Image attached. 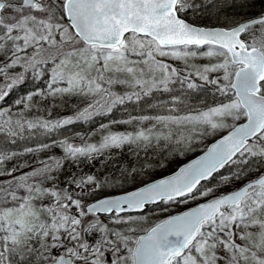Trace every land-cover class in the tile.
Instances as JSON below:
<instances>
[{
    "label": "snow or ice",
    "instance_id": "obj_1",
    "mask_svg": "<svg viewBox=\"0 0 264 264\" xmlns=\"http://www.w3.org/2000/svg\"><path fill=\"white\" fill-rule=\"evenodd\" d=\"M204 10L197 0H0V134L49 138L0 147V264H264V15L189 22ZM28 76L46 89L13 100L14 113L4 102ZM176 85L181 94L147 104L155 114L55 138ZM197 91L213 103L189 105ZM37 96L48 107L29 119ZM73 100L70 114L52 116ZM209 138L171 174L139 179ZM54 149L62 154L38 157ZM125 149L127 167L95 171ZM69 162L78 171L62 180ZM129 180L138 186L107 193Z\"/></svg>",
    "mask_w": 264,
    "mask_h": 264
},
{
    "label": "rangeland",
    "instance_id": "obj_2",
    "mask_svg": "<svg viewBox=\"0 0 264 264\" xmlns=\"http://www.w3.org/2000/svg\"><path fill=\"white\" fill-rule=\"evenodd\" d=\"M252 0H212L213 3L216 4V7H210L208 6V0H197L198 3L203 2L205 5V10L200 14H190V19H196L199 17L201 20L202 16H205L206 13H221L222 10H227L229 8H236L235 6H240L241 4H245ZM222 17V16H221ZM228 17H223L222 21H206L205 19L201 20V23L203 26L210 27L217 26V27H223L227 24H231L234 22H238L237 19H230L227 20ZM237 18V17H236ZM237 20V21H236ZM172 62V61H170ZM176 66L183 67V65L180 62H172ZM194 63L201 64V63H207L206 60H197L194 61ZM48 80L47 79H33L31 76H28L26 79V82L21 85L20 87L14 89V91L11 93V95L7 98V100L4 102V106H12V111L15 113L17 111V106L12 105V101L26 95L29 92L37 91V90H45L47 86ZM182 89L179 85L175 86V91L173 93H156L153 97L146 98L144 101H142L139 105H124V106H118L116 109L113 110L110 117H97L94 121L90 123H83V124H76L69 126L66 129H62L60 133L56 134L55 138H59L62 134L66 135L68 137H72L74 133L80 132L84 136H88L91 132H97L98 126L101 123H107L109 119L113 120H124L127 119L130 115H141V114H155L157 111H161L160 109H154V108H148L147 104L151 102L152 104H156L161 101H166L170 99L171 95L175 94H181ZM35 101H38L36 106L33 108V111L28 114V118L31 119L36 115H44V108L48 107L47 102L44 101L41 97L37 96L34 97ZM214 101V98L211 94H205L204 92H189L188 93V101L187 103L191 105L194 108H202L204 107V104H212ZM76 107V102L73 100L70 102V108L65 107L63 104L59 105V107L56 108H50L52 111V116L56 117L58 115H67L70 114L71 108ZM36 108H39L40 111L37 112ZM127 125L123 124H113L112 128L113 130H124L127 128ZM99 135L93 136L92 140H98ZM49 138L44 136H39L33 139H26V140H17L15 144H12L6 140V138L3 136V134H0V147L6 148L10 151H17L21 152L26 146H35L38 143L41 142H48ZM213 140V138H209L205 141L204 144L198 145L195 147V149L191 152H188L184 155L179 156H173L171 153L168 154L167 159H163L161 162L164 165L163 167H160L158 164H154L152 166L153 173L149 176H141L139 179L141 181H150L152 179H158L163 176H166L173 171H175L179 166L182 164L190 161L194 157L198 156L202 153V150L204 149L205 145L210 144ZM77 142L78 139H77ZM55 154V155H61L59 149H54L52 152H44L39 153V158H46L48 155ZM22 160H29L31 161L33 157L31 155L24 156L21 158ZM135 158L131 155L130 152H128L127 149H125L123 152H120L116 155H114L111 160L107 163V165L101 163L100 161H93V163L96 164L95 171L99 174L108 173L112 174V172L119 167H127L129 163L132 162ZM157 159V158H153ZM103 160V158H101ZM66 171L62 174L61 179L63 180L65 176H67L70 173H75L78 171V169L72 165L70 162L65 165ZM27 170V169H25ZM90 167H88L87 162H85L84 165V171H90ZM138 185L133 184L131 180H129L126 184H124L122 187L117 188L113 190V188L109 187L107 189L108 194H119L122 191H130L133 190ZM224 191L230 190V189H223ZM186 206L181 205L176 211H181Z\"/></svg>",
    "mask_w": 264,
    "mask_h": 264
},
{
    "label": "trees",
    "instance_id": "obj_3",
    "mask_svg": "<svg viewBox=\"0 0 264 264\" xmlns=\"http://www.w3.org/2000/svg\"><path fill=\"white\" fill-rule=\"evenodd\" d=\"M236 8H229L227 10H222L221 13H206L205 16L201 17L206 21H222L223 17H228L227 20L237 19L238 22H243L252 18L264 15V0H252L240 6H235ZM222 16V17H221ZM237 17V18H236ZM189 22H194L198 25H202L201 20L198 18L190 19V15L187 17ZM236 20V21H237ZM214 27V26H210Z\"/></svg>",
    "mask_w": 264,
    "mask_h": 264
},
{
    "label": "water",
    "instance_id": "obj_4",
    "mask_svg": "<svg viewBox=\"0 0 264 264\" xmlns=\"http://www.w3.org/2000/svg\"><path fill=\"white\" fill-rule=\"evenodd\" d=\"M252 19H253V18H252ZM214 27H217V26H214ZM212 142H214V141H212ZM212 142H211V143H212ZM201 154H202V153H201ZM201 154H199V155H201ZM199 155H198V156H199ZM198 156L194 157L193 159H196ZM193 159H191V160H193ZM191 160H190V161H191ZM190 161H188V162H190ZM188 162H186V163H188ZM186 163H184V164H186ZM184 164H182L181 166H183ZM179 167H180V166H179ZM177 169H178V168H177ZM177 169H176V170H177ZM170 174H171V173H170ZM168 175H169V174H168Z\"/></svg>",
    "mask_w": 264,
    "mask_h": 264
}]
</instances>
